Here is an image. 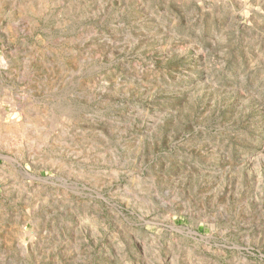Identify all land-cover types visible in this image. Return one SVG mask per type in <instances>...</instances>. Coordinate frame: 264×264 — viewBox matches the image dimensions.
Wrapping results in <instances>:
<instances>
[{"label":"rangeland","instance_id":"374dc122","mask_svg":"<svg viewBox=\"0 0 264 264\" xmlns=\"http://www.w3.org/2000/svg\"><path fill=\"white\" fill-rule=\"evenodd\" d=\"M0 264H264V0H0Z\"/></svg>","mask_w":264,"mask_h":264}]
</instances>
